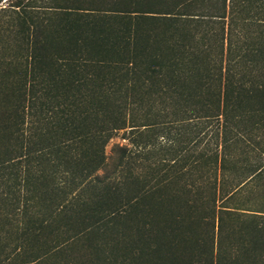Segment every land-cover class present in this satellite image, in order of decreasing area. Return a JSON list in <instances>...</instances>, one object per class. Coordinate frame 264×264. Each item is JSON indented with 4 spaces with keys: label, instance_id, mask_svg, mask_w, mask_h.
I'll return each instance as SVG.
<instances>
[{
    "label": "trees",
    "instance_id": "16d2710c",
    "mask_svg": "<svg viewBox=\"0 0 264 264\" xmlns=\"http://www.w3.org/2000/svg\"><path fill=\"white\" fill-rule=\"evenodd\" d=\"M0 264H264V0H0Z\"/></svg>",
    "mask_w": 264,
    "mask_h": 264
},
{
    "label": "rangeland",
    "instance_id": "374dc122",
    "mask_svg": "<svg viewBox=\"0 0 264 264\" xmlns=\"http://www.w3.org/2000/svg\"><path fill=\"white\" fill-rule=\"evenodd\" d=\"M121 136H122V133L117 138L112 140L111 143L107 146V148H106V154L107 155H112V150L116 144H122V145L125 144V142L122 140Z\"/></svg>",
    "mask_w": 264,
    "mask_h": 264
}]
</instances>
